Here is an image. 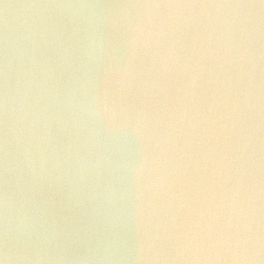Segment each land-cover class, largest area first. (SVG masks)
Wrapping results in <instances>:
<instances>
[{"label":"clouds","instance_id":"clouds-1","mask_svg":"<svg viewBox=\"0 0 264 264\" xmlns=\"http://www.w3.org/2000/svg\"><path fill=\"white\" fill-rule=\"evenodd\" d=\"M0 264H264V0H0Z\"/></svg>","mask_w":264,"mask_h":264}]
</instances>
